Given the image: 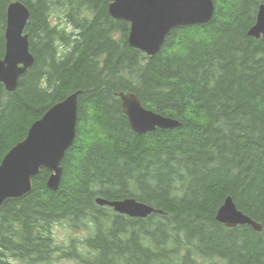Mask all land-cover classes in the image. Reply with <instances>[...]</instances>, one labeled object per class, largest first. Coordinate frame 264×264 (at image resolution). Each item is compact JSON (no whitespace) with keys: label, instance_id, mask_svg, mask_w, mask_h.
Returning <instances> with one entry per match:
<instances>
[{"label":"trees","instance_id":"16d2710c","mask_svg":"<svg viewBox=\"0 0 264 264\" xmlns=\"http://www.w3.org/2000/svg\"><path fill=\"white\" fill-rule=\"evenodd\" d=\"M13 1L30 11L35 64L16 92L0 83V164L33 123L82 94L59 189L43 169L0 212V264H264V36L248 35L264 0H214L210 23L174 30L153 57L129 45L130 24L107 0H0V59ZM121 91L182 127L136 134ZM229 197L261 232L217 221ZM98 199L162 214L130 218Z\"/></svg>","mask_w":264,"mask_h":264},{"label":"water","instance_id":"95a60500","mask_svg":"<svg viewBox=\"0 0 264 264\" xmlns=\"http://www.w3.org/2000/svg\"><path fill=\"white\" fill-rule=\"evenodd\" d=\"M108 13L115 20L130 24L129 45L149 57L156 56L167 37L176 29L204 25L215 13L214 0H107ZM29 9L19 1L7 10L5 32L6 53L0 59V83L9 93L16 92L20 80L34 66L29 36L25 33L30 19ZM250 37L264 36V5L259 8L256 24L248 31ZM68 96L53 106L30 127L26 138L17 143L0 164V212L6 204L26 198L33 192V180L43 169L51 173L47 186L57 191L60 186L66 152L74 144L78 123L79 96ZM123 113L132 130L144 135L156 129H177L180 121L146 109L133 93L117 94ZM100 206L131 218H147L160 213L154 207L136 199L108 201L98 199ZM216 219L226 227L251 226L257 232L262 226L239 210L232 198H227L218 210Z\"/></svg>","mask_w":264,"mask_h":264},{"label":"rangeland","instance_id":"374dc122","mask_svg":"<svg viewBox=\"0 0 264 264\" xmlns=\"http://www.w3.org/2000/svg\"><path fill=\"white\" fill-rule=\"evenodd\" d=\"M62 230L63 229H61V228L57 229L56 233L61 240H65L66 238H65L64 232ZM82 233H83L82 236L85 238V233L84 232H82ZM54 264H78V263L76 261H73V260H62V259H60V260L56 261Z\"/></svg>","mask_w":264,"mask_h":264},{"label":"bare ground","instance_id":"6f19581e","mask_svg":"<svg viewBox=\"0 0 264 264\" xmlns=\"http://www.w3.org/2000/svg\"><path fill=\"white\" fill-rule=\"evenodd\" d=\"M122 92V91H121ZM124 92V91H123ZM195 118V117H194ZM176 119V118H175ZM196 119V118H195ZM194 120V119H193ZM182 121V120H181ZM107 219V218H106ZM111 222H112V220H111ZM110 225V224H109ZM112 225V224H111ZM148 226V225H147ZM113 228V227H112ZM132 228V227H131ZM132 230V229H131ZM119 236V235H118ZM122 243H124V240H123V242ZM133 248V247H132ZM128 249V248H127ZM127 251V250H126ZM118 252V251H117ZM121 252V251H120ZM45 254V253H44Z\"/></svg>","mask_w":264,"mask_h":264}]
</instances>
